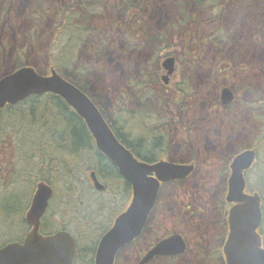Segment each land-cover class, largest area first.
<instances>
[{"label": "rangeland", "instance_id": "rangeland-1", "mask_svg": "<svg viewBox=\"0 0 264 264\" xmlns=\"http://www.w3.org/2000/svg\"><path fill=\"white\" fill-rule=\"evenodd\" d=\"M41 1L48 11H41L42 22H45V25L37 35L35 42L29 40L27 33L31 27L28 12L34 7V4L37 5L40 2L39 0H15L8 19L4 21L0 18V75L14 67L15 57L22 50L29 57V63L32 66H36L42 72L49 68L48 50L51 46L53 37L51 31L54 30L57 15L56 7L52 4L53 0ZM179 1L158 2L157 17L164 30L169 31L172 25L179 23L176 10ZM220 1L225 3L226 0ZM9 3H6V8ZM190 7H188L189 10ZM192 10L195 16L205 15L204 12H200L196 8L192 7ZM222 11L220 22L207 25L203 33L198 29L195 30L192 26L190 29L178 32L174 37V52L181 51L182 53L185 44L189 42L191 45L197 44L192 47L193 56L200 52L205 56L204 60L200 64L194 65L193 68L186 67L185 70L177 71L172 77L173 85L168 89L174 92V88L180 81V76L182 74L185 76L183 72L189 70V73H186L190 84L187 96L171 98L179 102L175 106L177 129L166 130L170 144V153L167 157L180 160L190 154L196 155L199 161L197 171L194 173L195 175L180 185L178 190L171 186L165 188L157 210L156 221L152 222L149 231L140 239L136 247L121 254L120 264H138V256L142 249L146 250L151 243L156 242L157 238L174 231L180 215V207L176 201H181L186 197L190 200L194 196L197 201L204 202L197 196L198 193L201 194V198L205 196L202 190L204 185L207 188H213L211 185H214L219 189L222 185L221 174L223 171L221 168H226V162L230 161L242 146L249 143V137L259 148V164L249 173V184L252 189L262 188L264 191V186L260 187L259 183L260 173L264 170V109L256 107V110L251 113L249 108L239 107V104L236 103L224 108L220 104L219 98V93L226 86L236 90L242 101L255 102L256 98L264 99V0H227L226 7H223ZM208 16L215 17L216 12L209 13ZM100 21L107 33L110 30L109 25L105 24L106 21L102 19ZM37 24L39 23L37 22ZM205 28H202L201 31ZM210 31H222L227 38L231 37L230 44H233V53L222 55L218 50L210 47L211 45L206 47L204 41ZM200 37L202 44L197 40ZM116 41L119 44L120 37L116 38ZM119 48L121 46L116 48L111 46L106 56L100 60L94 59L86 50L81 53L84 62H90L96 67L91 74L92 77H96L94 82L100 88L109 112L113 111V106L121 90L132 80L133 76H138L143 66L147 64L146 58L149 57V53L157 51V48L151 45L146 46L144 51L135 57V60H129L119 53ZM231 60H233L229 63L231 67L227 66V61ZM225 67H229V71ZM236 67L238 68L236 69ZM222 68L223 72H221ZM5 122L7 123L6 117L0 127L6 125ZM184 125L189 130L185 129ZM163 132L165 133L164 130ZM1 133L2 129H0V135ZM63 133L64 129L61 128L56 135L59 142ZM12 134L5 136L6 133L4 138L0 139L2 142L0 143V165L2 164V168L0 167V244L20 239L29 231L28 225L23 219L39 182L38 171H36L32 176H28L31 181L34 179L32 185L24 183L25 180L21 179L12 187L10 186L12 179V174H10L12 163L10 161L15 159L14 148L9 146L11 138L14 137ZM164 136L167 137V135ZM187 138L192 140L193 151L191 153L183 148V141ZM15 162L16 159L13 163L16 166ZM8 164H10L9 168ZM77 177L83 185L69 190L63 185L64 182H56L53 185L56 196L51 201L48 217L61 221L55 225L54 230L66 226L69 231L77 234L81 241V247L88 245L91 248L96 244L100 233L121 209L116 195L119 193L122 182L119 180L112 182L109 179V191L99 193L90 186L88 172L84 174L82 171L77 174ZM201 185L203 186L200 188ZM30 187H32L31 195L29 196L27 193L24 195L23 193ZM7 189L9 194L3 191ZM176 190V193L171 194ZM68 196L70 199L67 198ZM27 201V207L22 215L5 217L4 208L11 210L20 206L25 207ZM216 215L217 212L210 213L206 221L215 218ZM197 222H200L199 218L196 219V224ZM192 249H194L193 245ZM193 255L194 253L190 252L176 260L162 259L156 264H194ZM211 264H223V262L221 259L214 258Z\"/></svg>", "mask_w": 264, "mask_h": 264}, {"label": "trees", "instance_id": "trees-1", "mask_svg": "<svg viewBox=\"0 0 264 264\" xmlns=\"http://www.w3.org/2000/svg\"><path fill=\"white\" fill-rule=\"evenodd\" d=\"M9 1L0 0V11L10 10L13 7L15 0H11L10 3ZM39 1L32 7L28 16L30 19L33 18V14L36 15L32 20L31 29L27 32L32 42H35L45 25V22H42L41 11H48L42 5V1ZM64 1L65 3L60 5L61 11L57 17L48 50L51 66H55L68 81L93 100L116 136L137 157L147 162L158 161L163 154H168L167 151L170 149L168 137L164 136L163 130L167 127L171 129L175 124L171 121V125H168L165 121L167 118L165 116L169 114L164 112L163 108L170 106L172 99L160 80L159 57L172 48L173 37L184 30L186 24L193 23L196 19L194 14L189 12L188 7L196 4L201 9L203 0H182L177 3V22L179 23L171 26V30L166 32L161 30L156 7L160 1L172 3V0ZM6 3H9V8L5 7ZM5 14L8 17V12ZM100 19L109 25L110 30L107 33ZM193 27L196 29V24ZM118 37L121 39L119 44L116 41ZM150 45L157 48L155 59L148 65H144L145 69L141 70L138 76H133L123 89L121 88L113 111L109 112L105 105V98L94 82L96 77H92L91 74L96 67L90 62H84L81 53L86 50L94 59L100 60L106 56L111 46L114 48L121 46L119 53H123L122 55L129 60H135V57ZM187 46L192 51L193 46L189 44ZM189 52L190 50L184 54V57L192 59L195 57L193 61L190 60V63L199 64V54L192 56ZM24 53L23 50L17 53L14 67L9 71L30 64L29 57ZM186 66L189 65L186 64ZM188 82V80L183 81L176 88L181 92L182 97L190 89ZM257 103L261 104L259 101ZM5 117L7 123L0 127L2 129L0 139L4 138L6 133L5 136H10L14 132L12 134L14 137L9 143V146L14 148L13 155L16 159V166L13 164L15 159L10 161L12 163L11 187L21 179L25 180L24 183L32 185L34 179L31 181L28 176H32L36 171H38L39 180L43 179L51 185L64 182L63 185L68 190L82 185L78 181L77 174L82 171L85 173L90 165L104 175L105 173L112 175L113 172L110 171L112 169L117 172L111 162L96 149L94 138L84 121L61 97L55 94L33 96L18 105L7 106L0 111V126ZM61 128L64 129V133L59 142L56 135ZM0 167L2 168V164ZM117 176L120 177L119 174ZM263 176L264 170L259 176L260 187L264 186ZM121 179L124 184L116 197L118 196L119 206L124 208L131 199L132 190L131 185L123 178ZM31 189L32 187L23 194L30 196ZM257 190L264 199L263 189ZM3 191L6 194L10 193L8 189ZM67 198L70 199V196ZM28 201L25 207L20 206L11 210L4 208L5 217L22 215ZM55 225L56 222L53 219L44 218L43 232L50 233L51 226L55 227ZM262 235L264 236V226ZM99 239L100 237L94 247L89 248L88 245L81 247V241L78 238L77 264H95L94 257Z\"/></svg>", "mask_w": 264, "mask_h": 264}, {"label": "water", "instance_id": "water-1", "mask_svg": "<svg viewBox=\"0 0 264 264\" xmlns=\"http://www.w3.org/2000/svg\"><path fill=\"white\" fill-rule=\"evenodd\" d=\"M168 71L166 82L175 70V58L163 63ZM41 74L33 66L14 69L0 77V110L14 106L32 96L55 94L61 97L84 120L95 139L98 150L104 154L131 183L132 200L120 213L112 227L102 237L95 255V264H115L117 254L126 245L139 238L156 205L162 183L181 180L194 170V164L182 165L160 161L149 164L137 160L118 140L100 109L92 99L76 85L66 80L52 68ZM222 102L234 100L230 88H224ZM256 160V150L248 149L236 155L231 163V175L227 201L234 204L228 213L230 233L224 245L226 264H264L263 239L259 233L263 221L262 198L259 193H246L244 172ZM98 190L104 186L95 172L91 174ZM54 195L46 182L37 184L31 205L25 214L32 229L23 242H11L0 247V264H75L78 247L75 238L67 231L44 235L41 233L42 218ZM186 245L180 235H173L158 243L143 259L155 256L177 255Z\"/></svg>", "mask_w": 264, "mask_h": 264}, {"label": "flooded vegetation", "instance_id": "flooded-vegetation-1", "mask_svg": "<svg viewBox=\"0 0 264 264\" xmlns=\"http://www.w3.org/2000/svg\"><path fill=\"white\" fill-rule=\"evenodd\" d=\"M223 4H225V5H223ZM226 4H227V0L225 1V3H222V1H220V0H204L203 4L201 5V7H202L201 12H204V14H205L204 16H206V17L209 15V13H215L216 12V16L213 17L211 22L212 23H219L221 15L223 14L222 9H223V7H226ZM208 7L212 8V9H208ZM218 8H219V11H218ZM60 11H61V7L58 11V16H59ZM219 13H221V14H219ZM207 24H208V20H203L202 28H205L207 26ZM161 30L164 31V29H161ZM205 30L206 29H203V32ZM219 33H220L222 38L219 36V34L216 31H210L209 32V35L206 37V39L210 40V42L213 41L215 43V45H212L210 47H212L215 50H218L220 53H222V55L225 54V52L228 55L230 54V52L233 53L232 52L233 44L232 43L230 44V42H227L228 38L224 37V32L221 31ZM207 40L204 41L206 44L205 46L209 45ZM155 54H156V52H153L152 54H151V52L149 53V55H148L149 57L146 58V61H148L147 63L154 60ZM169 54H170V52H166V53L162 54L160 57V62L164 58H167L169 56ZM176 54H178V53H176ZM204 58H205V56L202 57V59H204ZM185 60H187V59H185ZM182 61L183 60L178 55H176V71L175 72L180 70V66H181L180 63ZM230 62H233V60L227 61V63H228L227 66H230L229 65ZM223 68L221 69V72H223ZM225 69L229 71V67L228 68L225 67ZM224 72H226V71H224ZM164 73H165L164 68L162 67V65L160 63V77L161 78H162ZM175 74L176 73H174L168 79L167 83H171V81H172L171 79ZM167 86L169 87V85H167ZM233 92L235 95L233 103H231L229 105H223L221 102L222 107L227 108L230 105L236 103V104H239V107L249 108L251 113H253L256 110V107H258V109H264V99L256 98L255 102L246 101V100L242 101L240 99V97L238 96L236 90L233 89ZM219 96L221 97V92L219 93ZM257 101H259L261 104H258ZM163 111L169 114V115L165 116V117H167L165 119V121L168 123V125H171V121H173L175 123L174 124L175 129H177V121L175 120L176 119L175 117L177 116V111H176L175 107L170 105V106L163 108ZM185 126L186 125H184V128L189 130V128H187V126L186 127ZM167 128H165V130H167ZM167 142H169V139H167ZM254 143L255 142L253 141V139L249 137V143L246 146H242V148H240L239 151L234 155V156H236L238 153H240L246 149H255L256 150V160H255L253 166L249 170H246L244 172L246 179L248 178L249 173L251 171H253L254 169H256V167L259 164V148ZM183 148L188 153H191L193 151L191 138H187L183 141ZM163 156H167V154H163L161 157H163ZM234 156L230 159V161L228 160V162H226V164H227L226 168H224V167L221 168V170L223 171V173L221 174V178H222L221 184L222 185L219 189L215 188L214 185H211V186H213V188H207L205 185L200 186V188L203 186L202 190L204 191L205 196H203V198H201V194H199V193L197 196H198V199H203L204 202L197 201L194 196H193V199H190V200L187 199V197H186V199H183L181 201H176V203L180 207V210H179L180 215L177 219L178 225H175V229L172 233L170 232L161 238H157L156 242L151 243V245L148 246L146 250L142 249L141 252L139 253V256H138V264H142V260L145 256V254L150 249H152V247L154 245H156L162 239L169 237V236H172L174 234H178V235L182 236V239L186 245L185 250L181 254L174 255V256H155L152 259H150L149 261L144 262L143 264H156L158 261H161L162 259L176 260L179 257L187 255L190 252L194 253V255L192 256L193 260L195 261L194 264H211V262L214 260V258L221 259L223 264H225L224 243H225L226 238H227L228 233H229L228 213L230 211V208L233 206V204H230L227 201V193H228V189H229V178L231 175V163H232ZM159 159H158V161H159ZM169 160L173 163H178V164H182V165L194 164V170L190 174L189 177L182 179V180L166 183L162 186L160 194H159V199H158L157 205L155 206V208L152 212V215L150 217L149 222L145 226L144 235L149 231V228H150L152 222L154 220L156 221L157 210H158L159 205L161 203V199H162L163 192H164L165 188L171 186L172 188H177V190H178L180 185H182L183 183H185L187 181V179H189L190 177L195 175L194 173H196L197 168L199 166L198 156L193 155V154H190L188 157L182 158L180 160L171 159V158H169ZM144 162H147V161H144ZM148 163H154V162H148ZM111 165H112V167H115L117 169L118 173L115 172V170H113V169L110 170L111 172H113V173H111L112 175H110V174L108 175L106 173L104 175V174L100 173L97 169H96L97 172H96V170H93V169H90L88 171V180H89L90 186H92V188L94 190H95V188L93 187V180H92V178L89 177V176H91L90 173L92 171L96 172V175H97L99 181L104 185V189L102 191H100L99 193H103V192L106 193L107 191H109L108 180L110 179V181H112V182L117 181V178H118L117 174L120 175L118 168L112 162H111ZM120 177L123 178L121 175H120ZM106 178H107V180L105 181ZM125 182H127V181L125 180ZM127 183H129V182H127ZM123 184H124V182H122L121 187L123 186ZM131 190H132V186H131ZM177 190L175 192H172L171 194L176 193ZM95 192H98V191L95 190ZM209 195H212V196H209ZM212 212L213 213L217 212L216 217L210 219L209 221H206L207 216ZM198 218L200 219V222L199 223L197 222V224H196V219H198ZM144 235H143V237H144ZM143 237H141V238H143ZM139 241L140 240L130 243V245L124 249L123 253L127 252V250L130 251L131 248L136 247L138 245ZM192 245L194 246V249H192Z\"/></svg>", "mask_w": 264, "mask_h": 264}, {"label": "bare ground", "instance_id": "bare-ground-1", "mask_svg": "<svg viewBox=\"0 0 264 264\" xmlns=\"http://www.w3.org/2000/svg\"><path fill=\"white\" fill-rule=\"evenodd\" d=\"M65 3V1L64 0H58V1H55V5H54V7H56V15H58V11H59V9H60V5H62V4H64ZM57 5V6H56ZM52 9H53V7H52ZM176 31V30H175ZM175 39H174V37H173V41H172V48L169 50V52H170V54H169V56H168V58H171V57H173V58H175V61H176V55H178L183 61V66L185 67V65L187 64V65H189V66H186V67H190V68H193V66L194 65H196V64H192V62L190 63V61L187 59V58H185L184 57V54L186 53V52H188L189 50L191 51V49H190V47L188 48V44L189 45H191V43H189V42H187V44H185V46H184V49H183V52L181 53V51L180 52H174L173 51V49H175V41H174ZM176 53H178V54H176ZM136 59V58H135ZM185 59H187V60H185ZM187 72H183L184 74L185 73H189V70L187 69L186 70ZM185 76L187 77V74H185ZM185 76L182 74L181 76H180V78L181 79H184L185 78ZM177 97H180V95L179 94H175ZM219 98L221 99V97L219 96ZM68 105V104H67ZM69 106V105H68ZM71 108V107H70ZM115 134V133H114ZM116 135V134H115ZM117 137V136H116ZM118 138V137H117ZM118 140L120 141V139L118 138ZM132 154H133V156L137 159V160H139V161H143V160H141L139 157H137L130 149H128ZM163 151H165V150H163ZM167 153H170V149L167 151Z\"/></svg>", "mask_w": 264, "mask_h": 264}]
</instances>
